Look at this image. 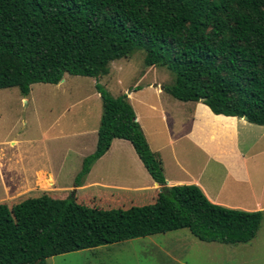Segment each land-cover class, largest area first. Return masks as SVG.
<instances>
[{
    "label": "trees",
    "instance_id": "1",
    "mask_svg": "<svg viewBox=\"0 0 264 264\" xmlns=\"http://www.w3.org/2000/svg\"><path fill=\"white\" fill-rule=\"evenodd\" d=\"M145 52L147 67L175 76L165 91L216 115L264 126V0H0V90L26 98L66 75L101 81L113 62ZM103 114L96 151L80 181L115 139L132 144L166 185L127 95L97 84ZM262 212L215 205L195 185L165 187L154 204L103 210L49 195L0 204V264H45L55 256L188 229L206 243L244 245Z\"/></svg>",
    "mask_w": 264,
    "mask_h": 264
},
{
    "label": "crops",
    "instance_id": "2",
    "mask_svg": "<svg viewBox=\"0 0 264 264\" xmlns=\"http://www.w3.org/2000/svg\"><path fill=\"white\" fill-rule=\"evenodd\" d=\"M65 77L62 83H66ZM154 85L151 83L135 92L129 90L126 95L152 153L162 164L166 185L154 181L130 142L115 139L110 150L72 187H57L52 173L37 171V186L41 192L38 197L49 195L54 199H66L73 191L79 204L83 200L100 209L127 210L154 204L165 187L195 185L215 205L263 213L256 238L244 244L252 248L264 232V126L254 125L246 118L216 115L203 103L176 99L183 105L169 107L170 103H164L161 98L164 91L157 90L154 93L156 99L145 97L144 94L154 89ZM166 109L171 110L174 119L171 124ZM184 121L186 127H183ZM172 124L181 125L177 134L172 132ZM82 142L76 145L78 165H84L85 159L92 155L83 154L87 150ZM96 167L101 168V175L97 177L94 176ZM48 181L51 183L47 184ZM89 193L94 197H89ZM0 204H7L10 208L17 205ZM205 244L206 249L194 255L197 262L190 260L185 264H208L206 261L210 264H236L238 257L249 258L254 254L252 249L225 250L224 246L228 245ZM174 250L187 254L186 246H175Z\"/></svg>",
    "mask_w": 264,
    "mask_h": 264
},
{
    "label": "rangeland",
    "instance_id": "3",
    "mask_svg": "<svg viewBox=\"0 0 264 264\" xmlns=\"http://www.w3.org/2000/svg\"><path fill=\"white\" fill-rule=\"evenodd\" d=\"M144 61L145 52L136 50L130 58L113 62L110 74L99 82L93 78L66 76V83L61 82L59 86L33 85L26 100L16 88L0 90V203L18 204L40 196L37 186L40 170L52 173L57 187H72L78 181L83 165H78L77 143L84 142L81 144L87 151L83 154H93L97 148L103 114L98 83L116 99L129 90L135 92L153 83L155 88L144 94L145 97L156 99L154 93L161 90L164 91L161 98L164 103H170L169 107L183 105L165 91L174 84V74L166 67H147ZM166 114L170 124L173 123L171 110L166 109ZM170 127L176 134L181 129V125L176 124ZM183 127H186L185 121ZM97 167L95 177L101 175V168ZM71 194L73 191L68 197ZM88 196L94 197L90 193ZM80 204L92 207L83 200ZM205 243L184 229L98 248L104 250L55 256L45 264H185L190 260L197 262L194 255L206 249ZM179 245L186 246L187 254L174 250ZM224 247L225 250L252 249L254 254L249 258L238 257L236 264H264V232L252 248L247 245Z\"/></svg>",
    "mask_w": 264,
    "mask_h": 264
}]
</instances>
